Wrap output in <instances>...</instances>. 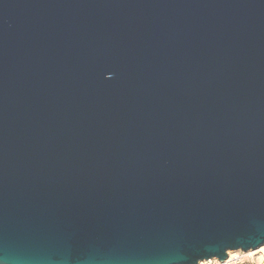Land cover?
<instances>
[{"label": "water", "instance_id": "obj_1", "mask_svg": "<svg viewBox=\"0 0 264 264\" xmlns=\"http://www.w3.org/2000/svg\"><path fill=\"white\" fill-rule=\"evenodd\" d=\"M262 246L264 0H0V264Z\"/></svg>", "mask_w": 264, "mask_h": 264}, {"label": "built area", "instance_id": "obj_2", "mask_svg": "<svg viewBox=\"0 0 264 264\" xmlns=\"http://www.w3.org/2000/svg\"><path fill=\"white\" fill-rule=\"evenodd\" d=\"M199 264H264V251H229V256L224 261L212 258L200 261Z\"/></svg>", "mask_w": 264, "mask_h": 264}, {"label": "bare ground", "instance_id": "obj_3", "mask_svg": "<svg viewBox=\"0 0 264 264\" xmlns=\"http://www.w3.org/2000/svg\"><path fill=\"white\" fill-rule=\"evenodd\" d=\"M257 250L264 251V246H262L261 248H259Z\"/></svg>", "mask_w": 264, "mask_h": 264}]
</instances>
